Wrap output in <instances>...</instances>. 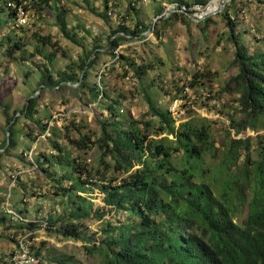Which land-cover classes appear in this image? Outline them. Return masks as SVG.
Listing matches in <instances>:
<instances>
[{
  "label": "trees",
  "instance_id": "trees-1",
  "mask_svg": "<svg viewBox=\"0 0 264 264\" xmlns=\"http://www.w3.org/2000/svg\"><path fill=\"white\" fill-rule=\"evenodd\" d=\"M26 1L0 0V31L3 27L11 29L0 41V49L4 48L2 56L11 63L28 61L27 48L34 41L30 57L41 55L45 59V64L37 65L39 92L62 89L66 84L78 85L75 89L82 94L87 92L88 103L97 104V115L93 118L97 130L93 131L84 121L71 122L65 126L61 138L55 128L49 130L51 117L38 116L39 97L28 100L11 117L10 107L2 103L8 130L0 146V159L11 150L22 148L18 145V135L24 126L31 130L25 136L32 142L50 133L47 136L50 153L41 152L33 162L27 158L31 148L24 146L18 159L24 167L35 165L36 175L43 187L48 188V194L61 199L60 212L52 208L41 219L37 211L32 223L18 222L5 209H0V227L8 232L7 238L15 242L17 236L33 233L32 239L36 241L37 232L46 225L48 233L85 243L88 254L102 256L106 264H264V53L240 42L239 37L248 32L236 31L238 17L245 12L235 7L232 15L230 8L236 0L221 14L235 46L231 66L237 73L225 82L220 92L222 96H230L237 107L229 117L228 130V136L232 137L234 132L235 137L230 144L222 145L226 153L220 176L226 173V179L220 188L204 179L205 157H216L221 151L212 134L211 122L204 120L198 124L188 120L176 126L171 112L163 110L144 86L143 79L165 65L164 61L140 65L134 58L121 57L126 69L122 77L132 73L139 80L140 93L148 107L140 120L124 115L126 92L112 87L102 75L92 79L91 71L99 64L103 51L116 58L113 51L117 47L149 30L139 17L136 2L131 1L126 13L121 15L115 9L119 7L118 0H114L115 4L100 0L101 11L92 9V13L103 20L115 15L120 26L108 37L106 45L103 38H96L91 50L82 52L77 60L70 59L64 70L56 71L54 63L62 51L58 42L38 32L29 41L19 33L26 27L15 25L16 8L10 4L19 6ZM255 1L264 10V0ZM172 3L190 4L186 0ZM63 4L64 0H32L25 8L34 15L54 11L60 35L81 46L75 29L69 28V10ZM163 10L159 8L158 14ZM132 16L137 19L134 25ZM172 19L193 23L182 14L161 18L166 25ZM211 23L213 20L208 19L196 24L204 30ZM162 34L157 36L161 39ZM217 76L213 71L194 72L183 86L173 85L172 102L182 100L180 108L187 112L189 106L196 104L188 90L199 93L200 98L212 99L210 88ZM154 83L152 88L157 86ZM159 89L167 96L172 93L163 87ZM251 133L256 136L252 138ZM253 149L255 156L251 154ZM93 150L98 156L91 160L89 154ZM19 179L16 180L20 188L28 193V186ZM36 183L33 181L34 188L42 190V185ZM98 195L103 196L102 207H96L94 199ZM5 202L6 198H0V204ZM240 206H245L247 212L239 222L236 218ZM112 212L126 216L117 224L107 222L101 230L103 238H97L98 233L90 231L87 222L102 220ZM18 213L27 219V208H19ZM32 251L39 262L45 259L43 249H37L35 242ZM50 264H73V259L59 257Z\"/></svg>",
  "mask_w": 264,
  "mask_h": 264
},
{
  "label": "rangeland",
  "instance_id": "rangeland-1",
  "mask_svg": "<svg viewBox=\"0 0 264 264\" xmlns=\"http://www.w3.org/2000/svg\"><path fill=\"white\" fill-rule=\"evenodd\" d=\"M131 1L137 3L139 17L141 21L149 26L150 31L134 41L126 42L117 47L113 51L116 58L110 54H105V51H103V54L99 56V64L91 71L92 79H95L97 74L102 75L112 87L126 92L127 100L125 101L124 115L140 120L147 113L148 107L140 93L139 80L133 78L132 73L126 78L122 77L126 69L121 62V57L134 58L140 65L144 62L156 63V60L159 59L164 61L165 65L154 72H150L143 79L144 86L147 87L155 102L163 110L171 112L173 119L176 121V126L188 120H194L198 124L204 120L211 122L212 134L221 151L216 157L212 155L205 157L203 164L204 179L207 183L216 184L220 188L226 179V173L220 176L221 164L226 153V147L222 145L230 144L232 137H235L234 132L231 133L232 137H229L228 130L229 117L234 115V110L237 107V104L232 103L230 96H222L220 92L225 82L237 73L236 68L231 66L235 55V46L229 39L230 28L222 15L210 18L213 23L204 30L198 27L195 22L187 24L181 19H172L166 25L161 20L165 14L164 6L170 5L174 0H118L119 4L117 5L119 7H115L116 12L121 15L125 14ZM186 1L196 2V0ZM111 2L115 4L114 0H111ZM63 5L69 10L67 17L69 28L75 29L81 46L71 44L60 35L55 25L54 11L42 13L43 15L32 13L30 25L23 32L22 30L19 31L20 34L27 36L29 41L38 32L43 36L50 35L54 41L58 42V47H61L62 51L54 63L56 71L64 70L70 59L77 60L82 52L91 50L96 44V38H103V45H106L108 37L121 24L115 15H112L109 20H103L92 13V9L101 11L102 2L100 0H64ZM161 7L164 10L162 14H158ZM235 7L245 11L238 17L236 31L240 34L246 31L248 33L239 37L240 42L250 44L254 50L264 53V10L255 0H236V3L230 8L232 15H235ZM132 17V25H134L137 19H134V16ZM10 32L11 29L1 28L0 41L4 34ZM157 33H163L161 39L157 36ZM33 42L27 48L26 58L28 61L6 62V59L2 56L4 48L0 49V61L2 62L0 64V146L3 144L8 130L7 120L1 106L2 103L10 107L9 116L11 117L17 111L23 109L28 100L35 97H39L37 108L40 113L38 116L44 119L51 117L48 125L49 130L55 128L61 138L65 133V126H68L71 122L80 124L84 121L90 125L93 131L97 130L93 123V118L97 115V104L88 103L87 92H84V94L78 92L75 89L77 85L66 84L62 89L56 88L51 91L45 90L43 93L39 92L40 73H38L37 65L45 64V59L41 55L34 58L30 57L34 50ZM63 56H66V59ZM198 71H213L218 74L216 81L213 82V86L210 88L213 89L212 99L200 98L199 93L188 90L190 99L193 103H196L195 106H189L186 109L188 113L183 112L180 107H177L174 111L172 109L175 103L172 102L173 85L183 86L191 75ZM154 81L157 86L152 88L151 85ZM160 87L172 92L171 95L167 96L165 92L159 89ZM205 96L208 97V93H205ZM203 102H205V106L202 105ZM32 128L34 127L32 126ZM22 130V133L18 135V145L22 148L18 147L11 150L9 154H5L0 159V198H6L5 204H0V209H5L8 214L13 215L12 212L19 214V208H27V219H35L38 214L37 211L40 212L38 214L39 218L45 219L46 214L52 208L59 210L58 212L61 211L59 207L61 199L51 197L50 193L48 194V188L43 187L41 178L36 175L35 165L33 168L30 166L24 167L18 157L21 155L24 146L31 148L27 152V158L33 162L41 152L50 153L51 148L47 140L50 133L38 137L32 142L25 136L31 130L26 126ZM35 131L38 133L39 129ZM250 136L254 138L256 134L251 133ZM253 151L254 149L251 154L255 156ZM97 156L98 152L93 150L89 154V159L93 160ZM243 160L244 156L241 158L240 164L243 163ZM17 177L28 186V193L20 188L16 180ZM33 181L42 185V190L35 189ZM35 190L39 193L37 197H35ZM45 194L48 195L43 197ZM102 197L98 195L94 199L96 207L104 206ZM24 201L25 203H23ZM239 211L236 220L240 222L245 217L247 209L245 206H240ZM125 216L124 214L118 215L112 212L102 220L87 222V225H89L90 231L98 233L97 238L102 239L101 230L106 227L105 224L107 222L117 224ZM22 217L25 216L22 215ZM8 218L10 219L9 216ZM7 235L8 232L5 228L0 227V253L3 258L8 255L6 246L11 243ZM35 246L37 249H43L45 256V259L41 260L39 264H50L53 259L64 256L72 258L73 264H106L102 256L88 254L85 243L66 239L57 234L48 233L46 230L37 232Z\"/></svg>",
  "mask_w": 264,
  "mask_h": 264
},
{
  "label": "built area",
  "instance_id": "built-area-1",
  "mask_svg": "<svg viewBox=\"0 0 264 264\" xmlns=\"http://www.w3.org/2000/svg\"><path fill=\"white\" fill-rule=\"evenodd\" d=\"M32 0H27L22 5L16 6L10 4L11 7L16 8V21L17 27H27L30 25L31 12L27 11L25 5ZM232 0H209L207 3H190L179 4L171 3L165 7V14L163 18H169L173 14H182L188 16L195 23H202L212 17H216L224 13L228 5ZM183 103L182 100H177L174 103L173 110L176 111L177 107ZM13 219L18 222L32 223L33 220L26 219L21 215L12 212ZM46 225L42 230H45ZM33 233H27L16 237L14 242L15 248L10 253L8 263L9 264H39V261L32 251L34 245V239H32Z\"/></svg>",
  "mask_w": 264,
  "mask_h": 264
},
{
  "label": "crops",
  "instance_id": "crops-1",
  "mask_svg": "<svg viewBox=\"0 0 264 264\" xmlns=\"http://www.w3.org/2000/svg\"><path fill=\"white\" fill-rule=\"evenodd\" d=\"M10 240V239H9ZM11 241V240H10ZM6 248H8V250H7V253H8V255L7 256H5L4 258L2 257L3 255L0 253V264H9L8 263V259H9V256H10V253L14 250V248H15V244H14V242L13 241H11V243L8 245V246H6ZM6 254V253H5ZM2 255V256H1Z\"/></svg>",
  "mask_w": 264,
  "mask_h": 264
},
{
  "label": "water",
  "instance_id": "water-1",
  "mask_svg": "<svg viewBox=\"0 0 264 264\" xmlns=\"http://www.w3.org/2000/svg\"><path fill=\"white\" fill-rule=\"evenodd\" d=\"M148 31H150V30H148ZM147 33V32H146ZM145 34V33H144ZM78 86V85H77Z\"/></svg>",
  "mask_w": 264,
  "mask_h": 264
}]
</instances>
